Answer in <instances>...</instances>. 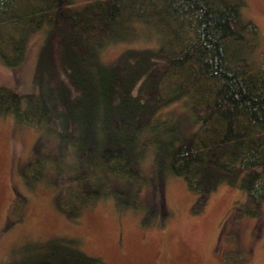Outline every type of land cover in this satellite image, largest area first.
<instances>
[{
	"label": "trees",
	"instance_id": "obj_1",
	"mask_svg": "<svg viewBox=\"0 0 264 264\" xmlns=\"http://www.w3.org/2000/svg\"><path fill=\"white\" fill-rule=\"evenodd\" d=\"M245 6L246 0H0L5 64L24 61L38 30L56 39V56L49 45L40 54V88L0 84V118L12 116L65 143L64 158L43 161L40 170V159L29 161L30 184L52 182L60 203L77 214L109 194L128 203L132 186L141 198L152 194L139 192L153 175L143 172L149 157L151 167L181 176L196 192V210L228 183L245 189L247 212L257 215L264 203V54ZM116 43L120 52L106 60L104 51ZM177 104L190 112L188 123ZM66 264L97 260L72 251Z\"/></svg>",
	"mask_w": 264,
	"mask_h": 264
},
{
	"label": "rangeland",
	"instance_id": "obj_2",
	"mask_svg": "<svg viewBox=\"0 0 264 264\" xmlns=\"http://www.w3.org/2000/svg\"><path fill=\"white\" fill-rule=\"evenodd\" d=\"M245 12L259 26L264 54V0H246ZM55 40L46 28L34 32L20 65L0 60V84L20 91L40 88V54L49 45L56 56ZM122 45H109L104 58H115ZM175 111L188 123L185 106L177 104ZM64 146L42 129L12 116L0 118V264H66L72 251L94 256L97 264H264V203L257 215L249 214L244 188L221 183L196 210V192L181 176L151 167L148 157L143 172L153 175L139 192L152 190L149 197L135 195L132 186L128 203L109 194L77 214L66 200L60 203L52 182L34 180L32 186V176L24 175L31 174L28 163L36 157V170L43 161L64 158Z\"/></svg>",
	"mask_w": 264,
	"mask_h": 264
}]
</instances>
